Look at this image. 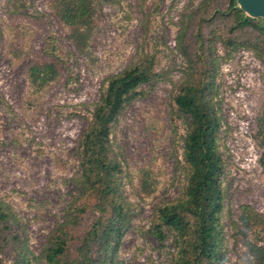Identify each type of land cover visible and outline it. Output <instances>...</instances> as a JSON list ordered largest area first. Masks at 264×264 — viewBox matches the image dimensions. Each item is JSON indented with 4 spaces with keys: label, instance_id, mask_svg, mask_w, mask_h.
Returning a JSON list of instances; mask_svg holds the SVG:
<instances>
[{
    "label": "rangeland",
    "instance_id": "obj_1",
    "mask_svg": "<svg viewBox=\"0 0 264 264\" xmlns=\"http://www.w3.org/2000/svg\"><path fill=\"white\" fill-rule=\"evenodd\" d=\"M228 1L94 0L86 44L79 49L52 0H0V205L32 264H44L51 234L73 207L87 201L76 234L95 219L93 201L83 196L82 134L109 78L151 55L157 76L138 87L109 134L128 209L114 264H172V235L159 241L151 227L156 207L180 198L189 176L183 156L189 119L176 110L173 98L193 66L201 44L197 34L210 39L216 75L223 264H252L246 237L238 232L242 228L233 223L240 225L241 204L264 213L262 149L256 139L264 115V51L225 45L227 38L255 37L232 30L230 16L221 14ZM42 63H53L57 75L35 89L28 67ZM141 169L150 171L144 190ZM246 236L256 239L252 231ZM7 248L0 247V264H11Z\"/></svg>",
    "mask_w": 264,
    "mask_h": 264
},
{
    "label": "trees",
    "instance_id": "obj_2",
    "mask_svg": "<svg viewBox=\"0 0 264 264\" xmlns=\"http://www.w3.org/2000/svg\"><path fill=\"white\" fill-rule=\"evenodd\" d=\"M52 8L69 28L70 39L79 49L85 47L95 11L94 0H52ZM227 9L221 14L230 16L232 30L250 32L255 37L239 41L227 38L225 45H246L264 51L263 20L248 17L236 0H229ZM197 36L201 44L199 50L195 49L188 79L173 98L176 110L189 119L183 143L189 176L180 198L156 207L151 233L159 241L172 235L176 247L172 264H223L226 256L221 233L223 160L216 142L220 125L214 103L216 75L209 51L210 39ZM188 58L191 63V57ZM154 66L155 57L151 55L109 78L80 142L83 196L93 201L97 215L83 233L76 234L87 201L73 207L51 234L43 250L44 264H114L128 209L120 190V165L113 154L109 134L122 108L138 95V87L157 76ZM56 75L53 63L28 67V80L35 89L42 88ZM256 139L262 149L259 163L264 175V115L258 118ZM140 173V190H144L150 183V171L141 169ZM239 212L240 225L233 224L242 228L238 232L246 237L252 264H264V213L249 204H241ZM247 231L254 232L256 239L248 240ZM1 235L4 242L0 247H8L6 255L11 264H32L24 240L0 205Z\"/></svg>",
    "mask_w": 264,
    "mask_h": 264
},
{
    "label": "water",
    "instance_id": "obj_3",
    "mask_svg": "<svg viewBox=\"0 0 264 264\" xmlns=\"http://www.w3.org/2000/svg\"><path fill=\"white\" fill-rule=\"evenodd\" d=\"M236 3L248 17L261 18L264 24V0H236Z\"/></svg>",
    "mask_w": 264,
    "mask_h": 264
}]
</instances>
